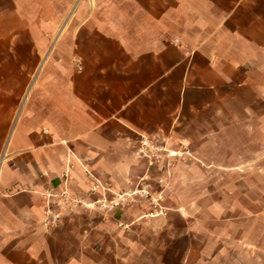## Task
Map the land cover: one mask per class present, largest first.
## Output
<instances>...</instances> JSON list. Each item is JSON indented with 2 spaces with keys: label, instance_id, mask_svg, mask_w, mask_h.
<instances>
[{
  "label": "crops",
  "instance_id": "1",
  "mask_svg": "<svg viewBox=\"0 0 264 264\" xmlns=\"http://www.w3.org/2000/svg\"><path fill=\"white\" fill-rule=\"evenodd\" d=\"M143 136L196 158L163 173L196 198L173 207L179 226L125 211L117 239L85 204L127 192ZM65 189L48 227L45 194ZM179 236L182 264L194 240L264 264V0H0V264H106L91 257L106 240Z\"/></svg>",
  "mask_w": 264,
  "mask_h": 264
},
{
  "label": "rangeland",
  "instance_id": "2",
  "mask_svg": "<svg viewBox=\"0 0 264 264\" xmlns=\"http://www.w3.org/2000/svg\"><path fill=\"white\" fill-rule=\"evenodd\" d=\"M141 140L142 137L139 145L134 150V154L145 165L142 167L140 175L133 182L129 183L130 187L127 192H112L108 189L107 192L111 194L110 196L107 194L106 196L96 197L91 203L85 204V206L89 205L87 208L96 211L94 214L95 220L103 221L105 217L111 220V235L117 237V239L120 237L119 230L121 228L129 229L128 225L121 223V214L125 211H128V214H126L128 217H133L136 209H142L144 212H139L145 216L143 220L162 218L165 221L174 222L179 226V219L177 217H170L173 207H176V205L180 207L185 201L189 202L196 198L194 195L197 192L196 189H189L186 192L187 195L184 196L183 181L174 182L163 176V173L169 172L171 169L177 168L179 170L181 168L179 172L183 171V166L180 163H185L189 158L192 160H196V158L192 154H181L186 149L182 148V146L180 148L174 147L166 139V136L149 137V143L145 145L142 144ZM171 151H175L177 154L171 155ZM96 182L100 187L93 188L92 191L94 192L98 188H102L100 182ZM172 190L178 191L179 198ZM72 202L73 198L71 197L67 207ZM213 202L214 198L203 202V208L210 207ZM80 205H83L82 201H80ZM196 214L199 215V212ZM88 216V214L83 212L76 214V225L81 226L82 224H86ZM66 217L71 219V214H66ZM204 223L206 225L208 222L205 221ZM148 230L150 231V229ZM79 231L83 232L82 227H80ZM119 241L114 239L106 240L105 248H102L100 252L97 250L94 256L92 255L91 257H95L96 261H105L106 264H118L120 255L122 257H135L138 260V264H182L186 251L185 240L180 236L172 240H138V246L134 250L131 247H124L120 250L117 244ZM126 241L131 242L135 240ZM194 241L197 245H195L196 247L193 251L194 258L191 264H254L253 261L249 262L250 255L247 248L235 247L233 250L229 249V251L225 252V255L223 254V256L216 259L215 256L219 250L215 241ZM200 243L202 245H199ZM201 256L204 260H201Z\"/></svg>",
  "mask_w": 264,
  "mask_h": 264
},
{
  "label": "built area",
  "instance_id": "3",
  "mask_svg": "<svg viewBox=\"0 0 264 264\" xmlns=\"http://www.w3.org/2000/svg\"><path fill=\"white\" fill-rule=\"evenodd\" d=\"M76 64L78 66V68H81V61L76 59ZM142 144H147L149 143V139L146 137H142L141 140ZM188 154L191 155V153L189 152V150L186 149V151L181 152V154ZM65 176V182H66V178H67V174L64 175ZM46 198H47V206L45 209V219H44V224L48 227H56L58 226L61 218H62V212L53 208L52 203L54 202L56 205H58L60 208H65L68 206V203L71 200V195L69 193V191L67 189L61 191V192H54L49 190L48 192H46L45 194Z\"/></svg>",
  "mask_w": 264,
  "mask_h": 264
},
{
  "label": "bare ground",
  "instance_id": "4",
  "mask_svg": "<svg viewBox=\"0 0 264 264\" xmlns=\"http://www.w3.org/2000/svg\"><path fill=\"white\" fill-rule=\"evenodd\" d=\"M176 154H177V152L171 151V155H176Z\"/></svg>",
  "mask_w": 264,
  "mask_h": 264
}]
</instances>
